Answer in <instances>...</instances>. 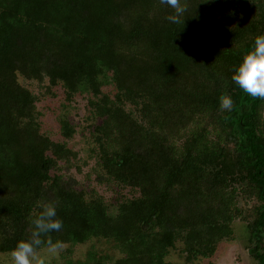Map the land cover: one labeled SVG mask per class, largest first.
<instances>
[{"label":"trees","instance_id":"1","mask_svg":"<svg viewBox=\"0 0 264 264\" xmlns=\"http://www.w3.org/2000/svg\"><path fill=\"white\" fill-rule=\"evenodd\" d=\"M181 3L185 16L170 24L159 0H0L1 254L54 202L63 227L50 236L64 257L91 240L121 256L64 264H169L175 250L197 264L234 238L235 221L264 264V99L231 81L264 35V0ZM18 76L87 97L97 183L134 193L114 212L68 174L76 153L40 132L37 97ZM60 130L73 134L65 119Z\"/></svg>","mask_w":264,"mask_h":264},{"label":"rangeland","instance_id":"2","mask_svg":"<svg viewBox=\"0 0 264 264\" xmlns=\"http://www.w3.org/2000/svg\"><path fill=\"white\" fill-rule=\"evenodd\" d=\"M18 82L37 97L36 108L38 113V124L40 132L51 141L63 143L71 151L76 153V159L68 172L78 182V188L87 194L91 192L101 196L114 212L116 203L124 198L129 199L134 193L129 189H122L113 184L97 183V175L100 170L96 166L94 155V144L91 131L97 121L92 116L85 96H75L72 100L65 99L60 87L52 88L49 93L45 91L47 82L41 86L34 81H26L18 76ZM104 92H112V87H105ZM264 114V111H263ZM65 119L73 129V134L69 139H64L61 135L60 120ZM232 240H223L217 245L215 254L208 259H198L197 264H256V261L249 255L250 243L245 223L235 221L232 225ZM68 247H63L55 256L50 255L46 249L37 251L38 259H42L44 264H64L66 260L76 262L83 260L87 252H95L97 255L106 256L113 261L120 258V254L112 248L110 243L103 240H91L82 245L70 248L71 254H66ZM0 253V264H11V257ZM166 261L169 264H186L183 256L178 250L171 251Z\"/></svg>","mask_w":264,"mask_h":264},{"label":"clouds","instance_id":"3","mask_svg":"<svg viewBox=\"0 0 264 264\" xmlns=\"http://www.w3.org/2000/svg\"><path fill=\"white\" fill-rule=\"evenodd\" d=\"M161 5L171 8L173 11L165 19L170 24L181 23L187 9L181 0H159ZM231 81L245 94L264 99V35L254 40L252 49L247 52L234 67ZM221 110H231L233 101L228 95L219 97ZM39 214L30 220V235L26 239L19 240L10 252L11 264H44L38 259L37 251L42 247L55 256L64 247L59 240L53 241L50 234L59 232L63 222L57 217V206L54 202L39 205Z\"/></svg>","mask_w":264,"mask_h":264}]
</instances>
